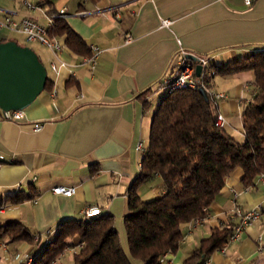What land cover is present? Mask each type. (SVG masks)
I'll return each mask as SVG.
<instances>
[{
    "label": "crops",
    "instance_id": "crops-1",
    "mask_svg": "<svg viewBox=\"0 0 264 264\" xmlns=\"http://www.w3.org/2000/svg\"><path fill=\"white\" fill-rule=\"evenodd\" d=\"M32 2L38 8L28 9L21 0H0V19L19 22L30 17L48 26L53 21L50 7ZM53 8L54 15L64 12L88 47L98 46L101 52L92 65L68 48L56 56L31 41V48L48 64L51 83L24 109V119L5 120L0 109V197L28 195L21 202L5 200L0 225L22 223L35 238L31 243L0 238V264H22L17 253L36 259L61 222L81 219L91 205L114 217L129 254L124 222L128 192L141 173L152 116L167 93L161 85L174 74L177 52L184 48L205 56L211 65H224L264 50V0L250 5L244 0H53ZM162 19H170L171 25L163 26ZM129 35L133 39L127 43ZM53 38L65 44L64 37ZM6 40L27 42L19 31L0 28V41ZM61 60L66 65L54 71L51 62ZM254 79V72L247 70L216 75L208 86L226 95L216 100L218 111L226 119L227 132L234 138L239 134L241 141L242 112L255 94ZM233 118L241 119L239 133L230 130ZM35 123H42V129L35 131ZM243 176L242 168H236L227 177L201 225L191 232L183 225L179 249L166 253L163 264H185L214 227L232 228L239 221L236 208L249 210L264 198V179L246 184ZM57 185L74 187L75 192L57 195L52 192ZM164 190L158 175L137 187L143 199ZM77 249L65 250L59 264L66 252L73 256ZM209 258L210 264H264V217L247 227L239 241ZM131 262L144 264L134 258Z\"/></svg>",
    "mask_w": 264,
    "mask_h": 264
},
{
    "label": "trees",
    "instance_id": "trees-1",
    "mask_svg": "<svg viewBox=\"0 0 264 264\" xmlns=\"http://www.w3.org/2000/svg\"><path fill=\"white\" fill-rule=\"evenodd\" d=\"M37 4L50 7L48 14L53 22L47 28L49 36L64 37L66 47L74 53L91 54L67 20L54 16L53 0H38ZM210 66L214 74L203 77L207 87L216 75L254 72L255 94L242 112L244 140H236L225 127L216 125L218 106L209 94L206 98L199 88L167 90L152 116L141 173L128 192L129 212L124 222L129 254L121 244L114 217L101 212L88 220L61 222L55 237L33 264H51L67 247L78 248L73 253L75 264H132L131 258L144 264H163L164 254L179 249L183 225L209 214L215 197L236 168H242L246 184L264 176V50L228 64ZM50 83L48 78L45 88ZM155 175L160 176L165 190L158 197L143 199L137 187ZM7 198L21 202L28 195L18 193ZM6 199L0 197V206ZM231 230L229 226L214 227L185 264H201L227 242ZM4 237L10 242L31 243L35 234L22 223L9 222L0 225V238ZM75 237L79 238L76 243Z\"/></svg>",
    "mask_w": 264,
    "mask_h": 264
},
{
    "label": "built area",
    "instance_id": "built-area-1",
    "mask_svg": "<svg viewBox=\"0 0 264 264\" xmlns=\"http://www.w3.org/2000/svg\"><path fill=\"white\" fill-rule=\"evenodd\" d=\"M23 5L27 7L28 9H36L38 6L32 2V0H21ZM244 2L247 5H250L252 3V0H244ZM55 17H63L65 18V14L63 11L60 13H57L54 15ZM51 23L49 25L52 24ZM161 23L163 26H170L172 21L170 19H162ZM48 25V26H49ZM48 26H44L40 24L38 21L30 18V17H24L19 22L14 21L10 17H5L3 19H0V28H10L19 31L24 36V39L28 42L31 41H39L40 43L44 44L45 46L49 47L56 56H59V54L67 49L66 45L59 41L58 39H55L48 35L47 28ZM132 37L129 35L126 38V42H131ZM91 54L88 56H84L83 62L84 63H91L92 65L96 64V60L98 55L101 52V49L98 46L91 45L89 47ZM189 55H192L195 57V59H192L189 57ZM66 62L61 60L60 63L51 62V68L54 71H58L60 67L65 66ZM201 66V72L199 75L196 74V68L197 66ZM209 60L203 56L198 55L194 52L187 51L184 48H180L177 52V57L174 63V74L172 77L165 80L161 87H165L167 90H172L176 88H201L203 87L207 94H209L215 101L220 98H224L226 95L224 93H215L209 87L205 85V82L203 80V77L205 75H212L214 74V70L211 69ZM2 117L5 120H11V121H19L24 119L25 113L24 110H8V111H2ZM216 125L219 127H225L226 125V119L224 115L221 113L218 114L216 119ZM43 124L42 123H35L34 130L39 131L42 129ZM137 147L139 149H142V142H139ZM260 178L264 179V176H260ZM52 192L57 195H63V196H71L75 192L74 187H69L65 185H57L52 188ZM238 196V192H234V198ZM0 212H3V206H0ZM102 210L97 205H91L86 208H84L82 213V218L84 220H88L93 216L101 214ZM236 212L239 215V221L235 223L232 227L231 233L228 237L227 242L220 247L218 250L224 251L230 243L237 242L241 239L244 231L247 227L251 226L255 221L262 219L264 217V198L256 204L253 208L243 211L240 208H236ZM208 217V215L204 217H197L190 221L188 223V231L191 232L193 228H195L198 225H201L205 219ZM80 244L79 246H81ZM70 249V247H67L65 250ZM165 255V254H164ZM163 255V257H164ZM15 258L22 262V264H33L34 263V257L32 256H24L22 253H17L15 255ZM61 255H59L56 259L52 261L51 264H59ZM201 264H210V258H205Z\"/></svg>",
    "mask_w": 264,
    "mask_h": 264
},
{
    "label": "water",
    "instance_id": "water-1",
    "mask_svg": "<svg viewBox=\"0 0 264 264\" xmlns=\"http://www.w3.org/2000/svg\"><path fill=\"white\" fill-rule=\"evenodd\" d=\"M190 58L195 59L192 55ZM201 66L196 68V74ZM48 71L33 48L15 40L0 41V109L24 110L45 89ZM199 91L208 98L206 90Z\"/></svg>",
    "mask_w": 264,
    "mask_h": 264
},
{
    "label": "rangeland",
    "instance_id": "rangeland-1",
    "mask_svg": "<svg viewBox=\"0 0 264 264\" xmlns=\"http://www.w3.org/2000/svg\"><path fill=\"white\" fill-rule=\"evenodd\" d=\"M18 42H20V43H25L26 45H28V46H34V43H31V42H22V41H18ZM35 48V47H34ZM45 63V62H44ZM45 66H48V64L47 63H45ZM242 122H241V119H235V118H233V128H231L230 130H232V131H234V132H238L239 133V129H240V127L242 126V124H241ZM235 138L238 140V141H240L241 142V137L239 136V134H235ZM146 200H148L149 199V197H146L145 198ZM73 256H72V253H67L66 252V254L64 255V257H63V264H75V262H74V259L72 258Z\"/></svg>",
    "mask_w": 264,
    "mask_h": 264
}]
</instances>
